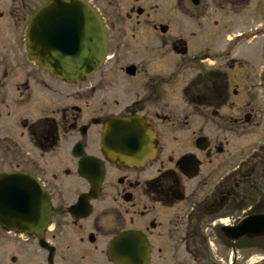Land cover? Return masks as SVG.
Segmentation results:
<instances>
[{"label":"flooded vegetation","instance_id":"1","mask_svg":"<svg viewBox=\"0 0 264 264\" xmlns=\"http://www.w3.org/2000/svg\"><path fill=\"white\" fill-rule=\"evenodd\" d=\"M48 1L5 0L11 6L0 11V209H10L16 174L35 179L49 207L37 231L13 227L41 223L13 215L5 224L0 213V264H117L110 243L123 232L146 242L123 257L145 264H237L240 240L226 234L264 211V190L253 196L255 172L243 168L249 159L264 166V145L239 160L230 143L253 116L231 97L253 98L245 80L255 69L223 55L192 64L174 18L177 5L187 15L201 8L202 20L220 18L209 29L227 34L233 21L222 16L234 12L249 34L251 0H170L162 12L151 0H86L107 29V52L73 83L50 77L27 50V23ZM115 117L142 122L143 163L105 151Z\"/></svg>","mask_w":264,"mask_h":264},{"label":"water","instance_id":"2","mask_svg":"<svg viewBox=\"0 0 264 264\" xmlns=\"http://www.w3.org/2000/svg\"><path fill=\"white\" fill-rule=\"evenodd\" d=\"M193 2L197 3L196 0ZM26 42L30 56L39 68L66 81H75L95 71L104 59L107 46L106 30L97 12L80 0H53L40 6L30 18ZM140 125L137 120L112 121L103 136L104 149L111 159L130 164H139L145 160L148 141ZM125 150H129V155L132 154L133 157L128 158ZM11 179L16 183L10 191L15 194V198L11 197L13 201L9 204L10 209H0L6 220L3 222L8 224L14 215L16 220H39V227L44 225L49 208L47 197L39 185L25 175H12ZM39 227L16 225L13 228L32 231ZM234 231L239 237L264 235V212L245 218ZM136 239L137 235L132 233L115 238L112 247L119 252L117 256L125 251L134 252L137 245L133 241ZM124 242L126 243L123 244ZM117 256H113V260L119 264L130 263Z\"/></svg>","mask_w":264,"mask_h":264},{"label":"rangeland","instance_id":"3","mask_svg":"<svg viewBox=\"0 0 264 264\" xmlns=\"http://www.w3.org/2000/svg\"><path fill=\"white\" fill-rule=\"evenodd\" d=\"M27 1L32 4L40 0ZM151 1L159 6V12H162L170 2V0ZM263 1L264 0H251V4L249 5V16H247L246 18H248V22L250 24L252 23L251 27L255 26V30L252 32L253 37L251 42L245 41V39L247 38L245 37L246 34H243L242 32V28L246 27H244L243 22L237 21V15L234 12L229 13V11H227L222 16L224 21H233L232 25L229 24V31L226 34V31L218 32L215 27L211 28L212 31L209 29V26L211 27L214 22L220 19L218 18L217 13L211 14L209 18L202 20V17L199 15V11L201 10V8H198L196 11L192 10V15H187L185 12L178 8V5L177 9L175 10V33H184L182 37L187 38L190 47L189 50L191 53L190 58H188V56L186 59H190L192 64L196 65L197 61L201 60L203 57H206L205 59L207 60V63L212 64L215 60L220 59V55H223L224 58H236L240 60H243L245 59V57H247V60H250L251 64L254 63L252 65H249V67L254 66L255 69V75L253 79L245 80L249 81L248 94L253 95V98L245 99L242 94H238L237 97H231V101L233 102L235 107L240 108L241 111L244 110L246 112H251L253 115L248 122L247 128L245 132H243V134L241 132H235L230 136V143L233 146V150L236 151L237 149H239V160L245 159L246 154L249 155L253 152L254 149H259L260 145H264ZM206 2H208V0ZM5 6V0H0V11L7 10V6L11 5L7 4V6ZM251 12H254V16L251 15ZM164 58L167 59L168 56H165ZM176 60L178 59L176 58ZM194 74L195 72L193 71L191 75ZM239 81L240 83L243 82L241 78H239ZM251 161L253 162L252 159ZM252 162H250L249 160L245 161L243 165L245 171H252ZM254 166L256 167L255 172H257L258 169L261 171L257 172L254 175V186H258L259 189L263 190L264 173L262 172H264V166L262 168H258V166L256 165ZM259 184L261 185L259 186ZM243 241H240V255L237 260L238 264H264V239L249 241V243L247 244H244L245 242Z\"/></svg>","mask_w":264,"mask_h":264},{"label":"bare ground","instance_id":"4","mask_svg":"<svg viewBox=\"0 0 264 264\" xmlns=\"http://www.w3.org/2000/svg\"><path fill=\"white\" fill-rule=\"evenodd\" d=\"M146 134V133H145ZM145 137H146V139H147V141H148V137L145 135Z\"/></svg>","mask_w":264,"mask_h":264}]
</instances>
